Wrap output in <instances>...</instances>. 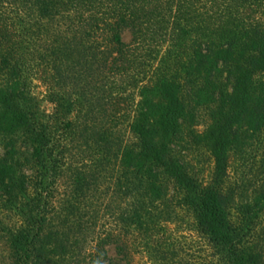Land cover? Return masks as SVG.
Segmentation results:
<instances>
[{"label":"trees","instance_id":"1","mask_svg":"<svg viewBox=\"0 0 264 264\" xmlns=\"http://www.w3.org/2000/svg\"><path fill=\"white\" fill-rule=\"evenodd\" d=\"M36 65L51 123L26 103ZM117 79L131 93L112 98ZM198 108L207 126L189 133L213 158L206 184L175 152ZM0 133L27 154L10 139L0 158L2 205L20 221L0 234L5 264H180L168 262L183 251L168 229L178 208L208 263L264 264V0H0ZM78 139L96 164L60 191ZM236 154L258 155L262 175L234 221Z\"/></svg>","mask_w":264,"mask_h":264},{"label":"rangeland","instance_id":"2","mask_svg":"<svg viewBox=\"0 0 264 264\" xmlns=\"http://www.w3.org/2000/svg\"><path fill=\"white\" fill-rule=\"evenodd\" d=\"M122 38L125 42H129L131 34L128 29H125L122 32ZM40 69L41 67L31 68L26 73L27 75L26 81L24 82V90L27 98H29L26 103L30 104L33 109L38 112V115L42 121H49L51 123L52 118H50V115L54 111V103H51L48 100L46 89L47 87L40 77ZM128 82L129 81L127 79H117L115 80V82L109 83L110 87L112 88V98L114 97V94L116 92H121V86H125L126 88L125 91H123L124 96L128 95V92L131 93L133 89L132 87H130V85H128ZM110 87H107L106 90H109ZM124 96L122 97L125 99ZM129 101L130 100L125 99L124 102H120V104L126 105ZM108 108L112 109L111 105H108ZM71 110L72 115H79L80 113L82 114L79 106L71 107ZM194 114L196 116L194 119L195 124H192L191 127L186 128L184 138L175 146V152L176 155L179 156V158L186 164L188 170H190V172L197 178V180L201 184H206L209 182L211 177L213 169V158L205 147L193 143L191 135L192 133L189 132H201L205 129L208 123L207 111L204 108H198L195 110ZM95 117L96 124H103L101 114L96 113ZM123 136L126 138L127 133L124 132ZM10 139H12L15 142L16 147L20 149V153H16L15 156L21 162L24 161L27 155L26 151L24 150V146L21 143L19 134L14 133H0V158L4 156L6 150L9 148L8 143ZM78 140H80L77 143L79 146L74 147L71 150V154H73L74 156V159L72 161V168L65 171V175L62 178L63 183L61 182V184L58 185L60 191L63 190L64 186H67L73 178V175L71 173L72 169L80 168L81 170H85L87 172L89 168L92 169L94 167V164H96L95 162L98 155L94 150V146L86 147L83 145V143L81 144V139ZM259 159L260 157H258V155L255 156V158L252 157V163L244 161L237 154L233 155L231 158L228 184L234 197L230 207L231 218L234 221L239 218V206L249 200L256 179L262 175V167L259 166ZM69 160L70 159H67V162ZM82 164H85V166H83ZM22 170L28 172L25 166L22 168ZM4 198L5 197L2 192V186H0V234L2 235H4L7 230L16 228L20 224L19 218L15 214V211L10 208H5L2 205ZM101 200L102 198L99 199L100 202ZM178 212L179 215L177 220L168 224V229L172 232V238L176 236L179 237V241L182 242L183 245H181L183 251L179 250L173 257V259H171V256H169L170 260L168 259V262L171 263V260H174L179 261L180 264H211L208 263V261H210V258L207 257V252L204 253L201 250L198 239L190 230L193 224V218L190 212L184 208H178ZM109 254L112 257L116 256L113 246H110ZM4 255L5 250L3 246L0 245V264H5ZM157 262L158 260H156L155 258H153V261H151L147 259L145 254H137L134 257L133 264H160Z\"/></svg>","mask_w":264,"mask_h":264}]
</instances>
